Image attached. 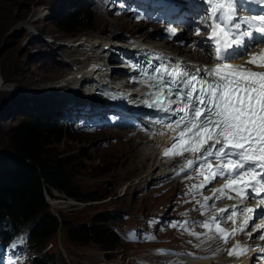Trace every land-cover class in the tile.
Returning a JSON list of instances; mask_svg holds the SVG:
<instances>
[{
    "label": "rangeland",
    "instance_id": "rangeland-1",
    "mask_svg": "<svg viewBox=\"0 0 264 264\" xmlns=\"http://www.w3.org/2000/svg\"><path fill=\"white\" fill-rule=\"evenodd\" d=\"M139 1L142 2L93 0L92 6L85 5L79 10L81 16L90 14V23L83 24L76 37L56 27L60 17L56 15L59 8L64 10L67 7V0H0V50H3L0 55V158L10 154L7 138L11 127L35 115L27 113V108L30 107V111L37 109L49 113L63 107L45 109L56 104L55 100L46 99L48 102L42 103L27 99L32 96L31 93L43 91L46 85H52L60 75L58 73L68 69L69 66L63 65V46L71 45L86 35L108 40L111 35L120 32L119 36L129 34L140 43L145 37H150V41L142 43L147 47L156 46L160 50L176 48L170 43L164 44L165 34L168 39L170 35L165 32L162 20L158 19L160 17L156 16L158 12L152 14L148 11V0ZM159 1L156 3L160 4ZM119 16L123 19L118 20L116 17ZM133 16L134 19L139 17L138 20L144 21L142 28L136 26L137 22L131 19ZM110 21L116 23L112 27L106 26L102 31L106 24H111ZM30 22L31 26L28 25ZM51 50L54 54L47 57ZM186 50H190L186 53L187 59L195 58L193 52L196 50L192 52L189 47ZM197 53H207L208 61L211 62L212 53L209 48L202 46ZM49 62L61 67L62 71L56 70V66L52 67ZM203 62L206 63V60ZM56 71L58 73L53 75ZM21 73L25 74L24 77ZM31 74L38 82L36 85L24 81ZM74 115L79 117L76 125L69 132L62 129L60 134L48 138L50 146L47 151L65 163V172L75 188L95 194L101 199L82 203L51 190L54 198L47 196V205L51 213H59L74 223H88L101 212L118 216L114 229L120 244L115 250L107 252L93 244L71 243L59 232L47 243H34V252L27 256L24 264H141L140 260L148 264L188 263L189 259L184 254L165 252L176 250L175 246H178L177 249L182 248L181 245L188 242L190 236L187 229L191 231L197 228L196 223L191 226L197 218L193 215L195 209L200 210L202 216L195 212L201 217L206 216L202 207H199V188L189 173L172 179L169 176L160 180L151 179V176L158 173L153 168L148 170L156 163L154 154L145 162L144 172H140L143 175L134 174L137 165H133L130 159L134 156L140 159L142 148L145 153L151 147V151L154 150L155 140L149 139L152 143L147 140L150 143L144 142L145 146V132L141 131V127L138 129L133 125L132 118L123 117L106 107L102 111ZM206 223L207 218H204L201 224L205 227ZM130 234H134V237L129 238ZM193 235L199 237L200 234L198 232ZM203 249L207 250L200 247L199 251ZM247 253L250 254V251ZM52 258L54 263L51 262ZM236 260L244 261L243 256Z\"/></svg>",
    "mask_w": 264,
    "mask_h": 264
},
{
    "label": "snow or ice",
    "instance_id": "snow-or-ice-1",
    "mask_svg": "<svg viewBox=\"0 0 264 264\" xmlns=\"http://www.w3.org/2000/svg\"><path fill=\"white\" fill-rule=\"evenodd\" d=\"M203 2L208 5L204 27L210 30L208 40L215 44L216 66L194 72L179 63L153 68L155 75L150 76L147 86L154 91L147 94L144 103L167 113L169 126L177 132L164 151L165 157L173 160L191 155L193 159L187 160L182 171L193 165L206 166V183L220 177L226 181L217 190L221 196L228 189L243 201L264 193V70L254 71L246 65L234 67L231 60L247 55L256 46L264 48V9L250 17L238 15L241 2L259 6L264 0ZM200 31L197 26V34ZM170 34L175 32L170 30ZM247 64L264 69V51L252 55ZM217 233L225 244L235 235V231L228 233L219 224ZM133 237L130 234L129 238ZM247 251L236 245L229 256Z\"/></svg>",
    "mask_w": 264,
    "mask_h": 264
},
{
    "label": "trees",
    "instance_id": "trees-1",
    "mask_svg": "<svg viewBox=\"0 0 264 264\" xmlns=\"http://www.w3.org/2000/svg\"><path fill=\"white\" fill-rule=\"evenodd\" d=\"M85 5V0H68L56 27L69 35L80 33L78 29L90 23L89 13H79ZM24 120L8 131L10 154L0 158V252L14 257L21 250L24 256L34 243H47L59 232L74 244L115 250L120 244L114 229L118 216L101 212L88 223H74L59 213H51L47 205L46 196L54 198L51 190L82 203L101 199L75 188L65 172V163L47 151L48 138L61 133L64 117L49 112ZM20 232L25 234L23 241ZM51 262H55L53 258Z\"/></svg>",
    "mask_w": 264,
    "mask_h": 264
},
{
    "label": "bare ground",
    "instance_id": "bare-ground-1",
    "mask_svg": "<svg viewBox=\"0 0 264 264\" xmlns=\"http://www.w3.org/2000/svg\"><path fill=\"white\" fill-rule=\"evenodd\" d=\"M18 14H20V13H18ZM98 18L100 19V16H98ZM116 18L118 20L123 19L122 16H119ZM137 18H139V17H136L135 19H134V16L131 17V19H134V21L137 22L136 26L138 28H142V26H144L142 24L144 21L142 19L138 20ZM99 19H98V21H100ZM115 23L116 22H111V24H108V25L106 24L102 31L105 30L106 26L112 27L113 26L112 24H115ZM28 25L31 26L32 22L28 23ZM186 32H188V31H186ZM119 34H120V32L118 33V35ZM165 37H166V40H165L164 44H166V45L169 44L168 42H172V43L190 42L188 36L185 35L184 33H181V35H177L175 37L170 36L169 37L170 40L168 39V36H166V34H165ZM195 37H197V36H195ZM150 40H151L150 37H145L143 39L142 43L144 41H150ZM107 43H109V40H104L101 37L96 38L92 35H86V36H83V37L76 39L75 41L72 42L71 45L70 44L68 46L65 45L66 47L63 46V48H62L63 51L61 50L63 52V56L65 57V59H63V63H64L63 65L69 66L68 69L65 70L66 72L65 71H63L62 73H58V71H56L55 73L53 72V75L56 73L60 74L57 76V78L55 79L54 82L52 81L53 84L51 85L48 83L49 85H46V87H44L43 91H38L36 93L33 92V93H31L33 97L31 96L27 99H29V100L34 99V101L39 100L42 103L48 102L47 101L48 99L55 100L56 104H52L46 108L44 107L45 109L55 108V107H59L62 105L65 106L68 103H72V100L73 101L79 100L80 102L85 101L84 98L87 95L88 96L92 95V89H93V84H87L88 82L86 80L89 77L87 72H89L90 70L92 72H96L97 67L99 66L100 62L103 64L104 67H106L104 56L109 55L108 50H105V46L107 45ZM142 43H139L137 46L134 47V48H138V50H140V54H139L140 56H150V57H153L155 59H157V58L162 59L163 58V59L171 60L167 56L163 57L162 54H164V52H161L158 47H156V46H154V47L148 46L147 47V46L143 45ZM173 50H175L176 52H179L178 54L185 57V58L187 57L186 53L190 52V50H186V48H182V47H176ZM102 51L106 55L101 56L100 53ZM52 54H54L53 50H51L48 53L47 57L52 56ZM193 55L195 58H192V60L198 61L200 63H202L203 60H206V63L209 62L208 61L209 56L207 55V53L201 54V53L193 52ZM170 58H172V56H170ZM213 59H214V57H213ZM171 61L177 62V60H171ZM49 64L52 67L56 66L55 67L56 70L58 69L59 71H62V68L57 66L56 64H51L50 62H49ZM240 65H246L248 68H256L251 64H247V62L240 63ZM213 66L214 67L216 66L215 60H213L211 66H206L205 63H202V65L199 69H205L208 67L214 68ZM85 67H86V69H85ZM34 69H36V68H34ZM257 69H259V68H257ZM101 70H102V68H101ZM261 70H264V69H261ZM17 73L20 74V71H18ZM101 73L107 74L108 71L104 68ZM62 74H63V76H62ZM24 75L22 74L23 77H24ZM24 81L31 84V85L32 84L36 85L38 83L35 81V78H34V76H32V74L30 75V77H28V76L25 77ZM104 86H105L104 83H100V87H104ZM107 86H110V88H108V89H110L112 91L114 90L113 85H111L110 83H108V85H106V87ZM49 91H52L51 92L52 94H50ZM58 91H59V94H57ZM8 92H9V90H8ZM66 97L69 99H66ZM96 105H100L102 107L113 106V105L105 103V99H103L102 97H100L99 102H97ZM30 110H31L30 107L27 108V110H26L27 113L35 114V115H42V116L47 114V113L39 112L37 109H35L34 111H30ZM159 125L160 124L155 125L154 128H152L148 125L141 126V131L145 132L144 134L149 135L152 138V140H155L154 142H155L156 146L154 145L155 148H154V150H152L153 152L151 151L152 147L148 150V151H151V153H148V151L145 153L144 149L142 148V154L140 156V159H139V157H136V156H134L132 159H130V161H132L134 163L133 165H137V167H136L137 172L134 171V174L137 173L136 175L139 176L140 172H142V170L146 167L145 162H147L150 157H154V154H155L154 161L156 163H155V165L148 168V170L149 169L151 170L153 168L154 170H157V172H158L157 174H154L153 176H151V179H153V180H160L164 177L168 178V176H170V177L177 176L180 173L182 167L187 162L186 159L185 160L178 159V160H174V161H169V160H166L163 158L160 159L161 153L165 150L166 146H168L169 140H168V134L161 132L159 129ZM135 130L138 131L137 129H135ZM151 134L153 136H151ZM144 138L145 137H143V139ZM152 140H149V141H151V143H152ZM146 141L147 140L144 139L143 143L144 142L146 143ZM149 141H147V142H149ZM145 143H144V145H145ZM124 161H126V160H124ZM140 167H141V169H140ZM141 175H143V174H140V176ZM142 180H144V179H142ZM195 211L199 212L198 210H195ZM195 214L197 216L196 220H199L202 218L198 213L195 212ZM195 223H196L197 228H201V223L199 221H197ZM188 231H190V230H188ZM199 248H195L194 245H193V248H189L188 254H190V256L193 257V258H191V261L189 262V264H229V263L230 264H245V263H243L244 261H237L236 260L237 258H242L243 255H233V258L232 257L227 258V256L225 254L221 253L220 249L217 246H215L214 249L211 251H208L205 249L199 251ZM183 252H184V249L179 248V249H176L174 251H168L167 250L165 253L179 254V253H183ZM225 253H226V251H225ZM206 260H207V262H205ZM172 264H176V263H172Z\"/></svg>",
    "mask_w": 264,
    "mask_h": 264
},
{
    "label": "water",
    "instance_id": "water-1",
    "mask_svg": "<svg viewBox=\"0 0 264 264\" xmlns=\"http://www.w3.org/2000/svg\"><path fill=\"white\" fill-rule=\"evenodd\" d=\"M3 53V50H0V55Z\"/></svg>",
    "mask_w": 264,
    "mask_h": 264
}]
</instances>
